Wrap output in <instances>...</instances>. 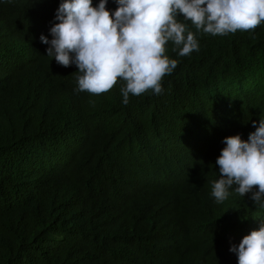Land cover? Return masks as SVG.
<instances>
[{"label":"trees","instance_id":"obj_1","mask_svg":"<svg viewBox=\"0 0 264 264\" xmlns=\"http://www.w3.org/2000/svg\"><path fill=\"white\" fill-rule=\"evenodd\" d=\"M61 2L0 0V264H237L229 249L263 208L246 194L219 225L209 196L205 211L176 194L216 175L215 132L247 140L264 117V23L213 36L178 16L199 50L182 57L169 41L178 64L162 92L125 105L123 80L77 91V66L47 55L40 36Z\"/></svg>","mask_w":264,"mask_h":264},{"label":"clouds","instance_id":"obj_2","mask_svg":"<svg viewBox=\"0 0 264 264\" xmlns=\"http://www.w3.org/2000/svg\"><path fill=\"white\" fill-rule=\"evenodd\" d=\"M107 3L99 0L93 6V0H62L56 10L58 22L50 28L52 38L41 34L40 40L48 45L47 55L59 65L77 66V91L100 95L123 80L125 86L120 91L125 105L129 94L162 92L161 81L178 64L165 54L169 41L182 57L199 50L195 34L178 16L213 36L253 31L264 23V0H117L114 12L107 9ZM227 93L222 101L216 100L218 106ZM224 133L215 132L212 161L216 175L196 178L194 192L178 189L175 204L184 208L190 199L197 207L204 203L205 210L209 196L215 209L213 220L219 225L234 217L230 209H238L239 197L246 194L264 212V117L247 140L233 131ZM73 150L74 146L72 151H61L54 163L62 166ZM204 162L210 171L207 154ZM229 251L236 254L237 264H264V224Z\"/></svg>","mask_w":264,"mask_h":264}]
</instances>
